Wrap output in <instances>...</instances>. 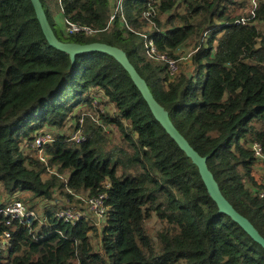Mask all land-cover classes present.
<instances>
[{
  "label": "trees",
  "instance_id": "trees-1",
  "mask_svg": "<svg viewBox=\"0 0 264 264\" xmlns=\"http://www.w3.org/2000/svg\"><path fill=\"white\" fill-rule=\"evenodd\" d=\"M39 1L60 42L102 43L126 54L177 132L206 158L222 196L264 238V185L252 176L264 166L253 148L264 152V0L245 17L236 12L246 0H124L125 22L117 16L92 37L57 33L54 12L102 30L109 0ZM149 21L153 29L141 32ZM147 39L173 59L193 44L190 71L170 78L165 64L147 56ZM97 104L111 105L113 114ZM66 120L81 128L84 142L59 132ZM108 126L119 132L118 145L108 147ZM45 127L55 130L43 147L47 164L22 150ZM49 165L67 173L66 182L56 174L44 180ZM0 186L3 198L29 193L30 210L41 206L43 216L0 218V264H264V249L219 212L197 167L124 69L102 52L71 61L50 46L30 0H0ZM55 188L67 200L104 195L99 232L84 214L74 225L58 221L59 207L41 204ZM152 216L164 226L156 239L145 227Z\"/></svg>",
  "mask_w": 264,
  "mask_h": 264
},
{
  "label": "water",
  "instance_id": "water-1",
  "mask_svg": "<svg viewBox=\"0 0 264 264\" xmlns=\"http://www.w3.org/2000/svg\"><path fill=\"white\" fill-rule=\"evenodd\" d=\"M34 9L35 17L40 25L42 33L48 44L69 56L71 61H74L75 56L88 52H102L112 58L124 69L129 75L134 86L141 94L144 101L147 103L153 117L163 127L165 132L177 144V146L185 153L191 162L197 167L200 177L206 187V190L212 200L216 203L220 213L229 216L235 223H237L257 244L264 249V238L259 235L257 230L251 223L240 214H238L233 207L222 196L213 175L209 172L206 165V158L200 157L187 143V141L177 132L169 119L168 113L160 106L153 98L145 81L138 75L126 54L116 48L102 43L90 44H76L60 42L55 35L47 21L44 14L42 4L39 0H30Z\"/></svg>",
  "mask_w": 264,
  "mask_h": 264
},
{
  "label": "built area",
  "instance_id": "built-area-1",
  "mask_svg": "<svg viewBox=\"0 0 264 264\" xmlns=\"http://www.w3.org/2000/svg\"><path fill=\"white\" fill-rule=\"evenodd\" d=\"M259 0H252V10H254L258 5ZM112 12L110 14V18L107 26L104 29L93 28L88 25H81L76 22L70 20V18L64 19V32L67 35H82L85 37H92L96 34L108 29L114 23L117 16L120 17L123 22H125L123 16V3L124 0H112ZM251 10V11H252ZM146 54L149 58L154 60L155 62H161L166 65V70L170 78L174 77L177 73L180 72L179 69V61L177 59L170 58L167 54L161 53L157 51L154 42L152 39H147L145 43ZM191 56H187L190 58ZM185 59V58H184ZM190 61V60H189ZM82 123V119L79 120V124ZM69 140L76 143L81 144L84 142V136L81 131V128L75 130L73 134L69 136ZM54 142V137L52 132L49 130H42L37 132L36 137L29 143L24 142L22 147L23 151H27L29 147L35 150V157L42 163L47 164L49 160V156L45 154L43 147L47 146ZM254 153L257 157V161L259 164H264V152L259 146H254ZM1 187V186H0ZM260 198H264V192H261L259 195ZM105 196L99 195L97 197H91L88 203V209L90 213L96 214L97 216H104L106 208L104 206ZM34 217L35 213L32 210L27 208V205L20 199H17L15 196L10 197L7 201H0V218H6L8 221L10 220H21L25 216ZM82 214L77 213L74 209L71 208H58L55 212V218L58 221H62L64 223H69L74 225L75 222L82 218ZM9 224V223H7ZM9 234L5 232L4 238L8 237Z\"/></svg>",
  "mask_w": 264,
  "mask_h": 264
},
{
  "label": "rangeland",
  "instance_id": "rangeland-1",
  "mask_svg": "<svg viewBox=\"0 0 264 264\" xmlns=\"http://www.w3.org/2000/svg\"><path fill=\"white\" fill-rule=\"evenodd\" d=\"M109 2H110L109 3L110 9L112 12V6H113L112 0H109ZM245 3H246V5L243 7V9L237 10V12H236L237 15H242L243 17H245V15L246 16L249 15L250 9L252 10V4H253L252 0H246ZM54 13L55 14L53 15V17L51 19L52 23H53V27L57 33H59V31H61L64 34L63 30H64L65 26H64L63 16L58 11H55ZM161 19H163V16L161 17ZM153 27L154 26H153L152 22L149 21V22H147V25L141 29V32L142 31L143 32L151 31L153 29ZM194 52H195V46L193 44L192 45L184 44L178 50L173 52L174 58H176L179 61L178 65H179L180 72L184 71V70L190 71V69L192 68L191 62L189 61L191 57L187 58V56H189V55L191 56ZM96 106L98 107V110L101 112L108 113L110 115L113 114V108L109 104H102L99 106L97 104ZM79 109L80 108H76L75 111H77ZM80 110L83 112H87V113L91 114L92 116H94V118L96 119V120H94V123L98 124L97 123L98 117L95 116L94 113H91L90 111H88V109L86 107H81ZM72 124H73V122L71 120H66L64 125H63V128L59 132L61 133L63 131L64 134H67L70 136L71 134L74 133ZM45 129L52 131V132H55V130L52 128L45 127ZM105 134H106L108 140L110 141L108 144V147L110 145H118L120 143V134L115 128L110 127V126L106 127ZM23 154H24V156L28 155L29 157H31L33 159L35 157V154L30 152V150H27L25 152L23 151ZM49 167H48L49 171H46L43 174L44 180H47L51 176H55V174H56L60 179H62L64 182H66L67 177H68L67 173H65V172L59 173L57 170L58 167H56V166H50L49 165ZM261 171L263 172V177H264V166H261ZM252 176H254V178L257 179L258 182H261V181L264 182V179L261 178L260 176H258V174H256L255 172L254 173L252 172ZM68 193H70V192H68ZM4 195H5V193L1 190V187H0V201H7L10 198V197L9 198H3ZM14 196L16 198L20 197L21 200L23 199L22 201L24 202V204L27 205V208L29 210L31 209V205L29 203L31 196L29 195V193H22L21 192L19 194L14 195ZM72 197L73 198L71 200H67L65 198V196L63 194H61V192L55 188L53 193H52V200L49 202H42L41 204L43 205V204L47 203V204H45V206L50 207V208H52V206H56L59 208L74 209L75 211H77V213L82 214V215L84 214L85 216H87L88 219L91 220V222H93V224L94 223L97 224L98 232H99L102 224H104V222H105V217L101 216V215L97 216L96 214L89 212L88 203H89V200L91 197H87V193L75 194ZM54 200H56V203L54 202ZM40 211H41V206L36 208L34 213L38 214L40 216ZM40 217H43V216H40ZM145 227H146L147 232L154 239H156V234L159 233L160 231H162L164 228L163 224H161L154 216L150 217L147 220ZM92 241L94 243H97V241H98L97 237H92Z\"/></svg>",
  "mask_w": 264,
  "mask_h": 264
},
{
  "label": "crops",
  "instance_id": "crops-1",
  "mask_svg": "<svg viewBox=\"0 0 264 264\" xmlns=\"http://www.w3.org/2000/svg\"><path fill=\"white\" fill-rule=\"evenodd\" d=\"M257 168H258L257 172H256V171H253V173L255 172L256 174H258V176L263 175V172L261 171V166H258ZM260 177L264 179L263 176H260ZM256 180H257V179H256ZM257 181H258V180H257ZM258 183L261 184V185H264V182H263V181L258 182Z\"/></svg>",
  "mask_w": 264,
  "mask_h": 264
}]
</instances>
